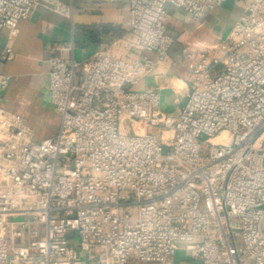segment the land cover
Here are the masks:
<instances>
[{
    "label": "built area",
    "instance_id": "built-area-1",
    "mask_svg": "<svg viewBox=\"0 0 264 264\" xmlns=\"http://www.w3.org/2000/svg\"><path fill=\"white\" fill-rule=\"evenodd\" d=\"M227 1L128 0L109 46H55L53 136L0 103V264H264V0H243L226 37L185 44L178 112L138 88L170 57L169 5L199 22ZM40 5L73 26L72 2L0 0V32ZM11 80L0 71V95Z\"/></svg>",
    "mask_w": 264,
    "mask_h": 264
},
{
    "label": "crops",
    "instance_id": "crops-1",
    "mask_svg": "<svg viewBox=\"0 0 264 264\" xmlns=\"http://www.w3.org/2000/svg\"><path fill=\"white\" fill-rule=\"evenodd\" d=\"M62 1L73 3V26L65 16L40 5L31 17L19 22L17 35L10 38L8 30L0 32V71L12 76L10 86L1 91L0 103L26 116L35 135L41 132L39 139L46 137V122L56 126L58 121L56 133L60 123L48 89V59L60 53L53 48L74 36L75 56L83 59L129 30L128 0ZM243 9V0H228L198 22L184 9L169 5L166 25L175 39L170 57L158 64L138 88L160 90L162 109L178 112L188 94L185 44L207 46L226 37ZM6 46L14 52L10 60L2 58Z\"/></svg>",
    "mask_w": 264,
    "mask_h": 264
},
{
    "label": "rangeland",
    "instance_id": "rangeland-1",
    "mask_svg": "<svg viewBox=\"0 0 264 264\" xmlns=\"http://www.w3.org/2000/svg\"><path fill=\"white\" fill-rule=\"evenodd\" d=\"M55 124L57 126L58 121ZM56 126L53 125V124H51V123H49V122H46V130H45L46 137L51 136L53 134L55 135V133H56ZM156 131L160 132V129L159 128H156ZM40 134H41V132H39V136L38 135L36 136L37 139H39L40 136L42 135V134L41 135ZM169 136H170V138H174V132H172L171 134H169ZM183 255H184V252H182V251H179L178 252V254H177V263H181V259H183Z\"/></svg>",
    "mask_w": 264,
    "mask_h": 264
}]
</instances>
